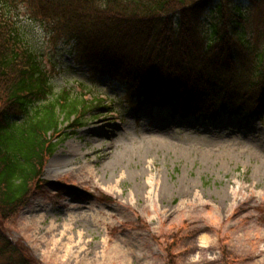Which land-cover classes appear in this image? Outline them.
I'll return each instance as SVG.
<instances>
[{"label":"rangeland","instance_id":"rangeland-1","mask_svg":"<svg viewBox=\"0 0 264 264\" xmlns=\"http://www.w3.org/2000/svg\"><path fill=\"white\" fill-rule=\"evenodd\" d=\"M6 1L53 94L105 103L58 146L5 234L40 264H167L171 245L176 264H264V111L207 122L140 107L22 0Z\"/></svg>","mask_w":264,"mask_h":264},{"label":"trees","instance_id":"trees-1","mask_svg":"<svg viewBox=\"0 0 264 264\" xmlns=\"http://www.w3.org/2000/svg\"><path fill=\"white\" fill-rule=\"evenodd\" d=\"M22 2L88 65L122 85L133 104L207 121L221 111H264V0ZM11 9L0 0V264H40L4 225L45 184L58 146L105 100L54 95ZM171 246L167 264H176Z\"/></svg>","mask_w":264,"mask_h":264},{"label":"bare ground","instance_id":"bare-ground-1","mask_svg":"<svg viewBox=\"0 0 264 264\" xmlns=\"http://www.w3.org/2000/svg\"><path fill=\"white\" fill-rule=\"evenodd\" d=\"M52 231H54V230H52ZM62 237H65V234H62Z\"/></svg>","mask_w":264,"mask_h":264}]
</instances>
